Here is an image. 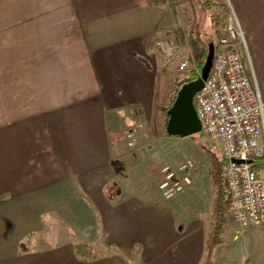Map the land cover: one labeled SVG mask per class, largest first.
I'll return each mask as SVG.
<instances>
[{
	"label": "crops",
	"instance_id": "crops-1",
	"mask_svg": "<svg viewBox=\"0 0 264 264\" xmlns=\"http://www.w3.org/2000/svg\"><path fill=\"white\" fill-rule=\"evenodd\" d=\"M203 1L0 0V264L205 263L213 213L182 224L166 202L184 195L131 190L119 141L126 125H165L180 70L156 40L217 43L211 13L227 0ZM230 1L264 97V0ZM221 237L211 264H264V225L229 218Z\"/></svg>",
	"mask_w": 264,
	"mask_h": 264
},
{
	"label": "built area",
	"instance_id": "built-area-1",
	"mask_svg": "<svg viewBox=\"0 0 264 264\" xmlns=\"http://www.w3.org/2000/svg\"><path fill=\"white\" fill-rule=\"evenodd\" d=\"M225 26L203 87L194 103L202 133L217 140L227 159L224 182L228 191L227 216L242 228L264 225V97L251 62L243 26L230 0L226 2ZM178 39L159 38L154 49L167 62L178 60L181 71L200 74L195 57L183 53ZM141 124L123 131L128 146L134 147ZM194 161L177 166L166 164L159 189L165 199L183 194L192 185Z\"/></svg>",
	"mask_w": 264,
	"mask_h": 264
},
{
	"label": "rangeland",
	"instance_id": "rangeland-1",
	"mask_svg": "<svg viewBox=\"0 0 264 264\" xmlns=\"http://www.w3.org/2000/svg\"><path fill=\"white\" fill-rule=\"evenodd\" d=\"M189 1L192 3V0ZM220 5V11L222 10L223 12L225 8L222 3ZM193 7H195L194 10H199L200 5L197 4L196 6H190L189 4L190 10L187 15L188 20L185 18L188 22L187 24L190 25L189 29L193 28L191 27L192 23L196 20V16H193ZM201 9L205 10L203 7ZM216 10L218 9H213L214 12ZM195 13L199 12L196 11ZM202 13L203 11L200 12L201 16L199 15L201 17L200 19L203 20L202 23H208L209 18L206 17L204 19ZM224 25L225 20L222 21L219 33L215 34L212 26L210 27L212 31L207 34L211 36L212 39L215 40L216 38V41H218L223 32ZM205 46L206 47L203 49H199L197 46L183 48V53H188L195 57V62L199 71L201 70L198 66V59L201 55H205V53L207 56L208 53V45L205 44ZM199 54L201 55L198 57ZM193 72V70H180L175 84L185 80ZM164 116L165 125L161 128L156 127V125L147 128L143 126L139 127L138 140L134 147L128 146L127 140L123 137V131L128 125L124 126L120 131V137H122L119 139L122 145L121 153L125 159V163L122 161L125 166L122 176L124 177L123 181L131 187V190L138 189L141 192L146 193L152 201L157 203L165 202L159 189V182L163 177V166L169 164L174 167L187 159H191L194 161L195 165L192 174V189L189 191L186 190L181 194L184 195L182 198L183 202L179 203L177 200L174 203H166L170 205L174 204L175 210L178 211L177 214L179 220L180 218H183L180 220L183 221V223L181 222L182 224H184L185 221L187 222L188 220L199 218L200 215L209 223L213 213L215 188L210 178L211 161L208 150L211 149L213 153L219 156V153H221L220 144L217 140L208 137L202 132L186 137L170 136L166 132V115L164 114ZM261 175L264 176V168L261 171ZM177 203L180 205H177ZM226 206L227 209L225 214L228 212V201L226 202Z\"/></svg>",
	"mask_w": 264,
	"mask_h": 264
},
{
	"label": "trees",
	"instance_id": "trees-1",
	"mask_svg": "<svg viewBox=\"0 0 264 264\" xmlns=\"http://www.w3.org/2000/svg\"><path fill=\"white\" fill-rule=\"evenodd\" d=\"M171 0H150V3L154 5H160L166 2H170ZM211 1L210 0H205L202 2V7L206 10L209 11L211 9ZM216 10L215 12L212 11L211 13V19L213 22V26L215 28V34L220 32V26L222 24V21L226 19L227 16V10L224 9L223 12L222 10L220 11V4H216ZM225 8V7H224ZM211 43V42H210ZM215 47V51H217V43L212 42ZM205 52V51H204ZM208 54V53H207ZM205 55H201V57L198 59V66L200 70H202L204 62H205ZM207 57V56H206ZM198 76L197 74H190L189 77H187L185 80L178 82L175 84V89L174 93L170 99V103L167 106L162 107V112L166 115V124L168 122V114L167 111L173 104L176 94L179 90V88L182 86L183 83L191 81L196 79ZM168 134V133H167ZM169 135V134H168ZM210 154V178L211 182L215 188V198L213 201V219H212V227H211V232L210 236L208 239V244H207V260L204 264H211V254L213 249L222 243V237L221 234L224 229V224L229 220L227 217L226 213V202L228 201V191L225 186L224 182V177H225V170L227 166V159L223 157L221 153H219V156H217L215 153L211 151V149L208 150ZM260 166L263 167L264 165V160L261 159L259 161ZM76 254L79 257L82 258H95L97 256L96 252L91 248L90 245L81 243L76 245L75 248Z\"/></svg>",
	"mask_w": 264,
	"mask_h": 264
},
{
	"label": "water",
	"instance_id": "water-1",
	"mask_svg": "<svg viewBox=\"0 0 264 264\" xmlns=\"http://www.w3.org/2000/svg\"><path fill=\"white\" fill-rule=\"evenodd\" d=\"M215 55V47L211 42L208 45V54L201 74L194 80L185 82L179 88L175 100L168 109L166 132L171 136L186 137L201 132V122L194 105L195 94L203 87L208 77Z\"/></svg>",
	"mask_w": 264,
	"mask_h": 264
}]
</instances>
